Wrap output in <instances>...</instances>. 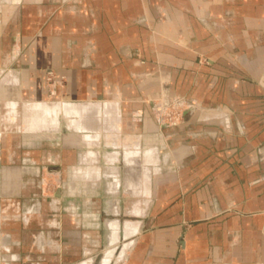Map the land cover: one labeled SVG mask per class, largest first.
Listing matches in <instances>:
<instances>
[{"label": "crops", "instance_id": "crops-1", "mask_svg": "<svg viewBox=\"0 0 264 264\" xmlns=\"http://www.w3.org/2000/svg\"><path fill=\"white\" fill-rule=\"evenodd\" d=\"M0 159V264H264V0H0Z\"/></svg>", "mask_w": 264, "mask_h": 264}, {"label": "rangeland", "instance_id": "rangeland-1", "mask_svg": "<svg viewBox=\"0 0 264 264\" xmlns=\"http://www.w3.org/2000/svg\"><path fill=\"white\" fill-rule=\"evenodd\" d=\"M55 72L51 69L46 71V83L50 88L54 82ZM64 76H59V80L63 81ZM152 101V112L155 119H157L160 127L170 126L176 127L180 125L185 116V109L188 106V100L184 96H175L168 101L163 100H151ZM164 136V135H163ZM166 137H163L165 140ZM165 142V141H164ZM1 164V159H0Z\"/></svg>", "mask_w": 264, "mask_h": 264}, {"label": "water", "instance_id": "water-1", "mask_svg": "<svg viewBox=\"0 0 264 264\" xmlns=\"http://www.w3.org/2000/svg\"><path fill=\"white\" fill-rule=\"evenodd\" d=\"M57 194H58V192H57Z\"/></svg>", "mask_w": 264, "mask_h": 264}]
</instances>
